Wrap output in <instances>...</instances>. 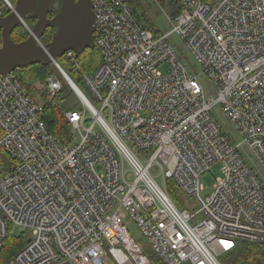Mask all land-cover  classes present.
Returning a JSON list of instances; mask_svg holds the SVG:
<instances>
[{"label":"built area","instance_id":"1","mask_svg":"<svg viewBox=\"0 0 264 264\" xmlns=\"http://www.w3.org/2000/svg\"><path fill=\"white\" fill-rule=\"evenodd\" d=\"M173 2L171 30L154 36L127 0H91L100 63L81 75L83 107L65 112L76 137L68 144L47 129L45 98L20 69L0 74V149L13 161L0 172V249L8 235L28 234L7 264H154L126 219L161 264H221L239 240L264 254V184L251 166L264 171V0ZM61 58L77 67L73 51ZM43 87L50 100L62 84L52 74ZM214 163L220 174L202 196ZM159 175L198 209L178 206Z\"/></svg>","mask_w":264,"mask_h":264},{"label":"trees","instance_id":"2","mask_svg":"<svg viewBox=\"0 0 264 264\" xmlns=\"http://www.w3.org/2000/svg\"><path fill=\"white\" fill-rule=\"evenodd\" d=\"M11 3H15L16 0H9ZM130 6L132 7L135 16L143 24L144 27L149 29L154 36L163 34L160 30L155 28L153 22L146 16L143 11V6L141 5L140 0H127ZM157 3L161 5H166V9L169 14L174 16L177 12L173 0H156ZM0 11L1 16H4L10 12V9L7 7L4 0H0ZM54 14V11L48 13V17ZM34 20L27 19L26 23L32 26ZM55 32V28H47L40 38L41 42L44 44L48 43ZM28 31L23 24L17 25L11 32V38L15 41H21L28 37ZM1 44V39H0ZM76 56V65L71 64L64 58L58 59L60 65L66 71L68 76L72 81L80 88V90L88 96L85 85L83 84L81 75L91 74L100 63V56L94 44L93 48H87L79 52ZM56 75L61 84V90L58 97L48 100L47 93H42V96L45 98V106L43 111V120L46 124L47 129L51 132L60 143L68 144L72 141L73 135L71 132V126L68 119L65 116V112L70 109L80 108V107H70L66 106V98L71 95L81 103V100L75 94L72 87L69 85L67 80L61 75L59 70L54 64L42 65V64H33L22 68L20 70L19 79L28 91L35 90L36 82L45 84L46 78L49 75ZM63 102H65L63 104ZM82 104V103H81ZM0 158L7 161V165L4 163L0 167L1 173H6L11 170L13 161L9 158L7 153L0 149ZM168 180V179H167ZM166 180V181H167ZM172 180V179H171ZM173 181V180H172ZM167 193L174 200L173 195L167 188ZM178 206H181L177 200H174ZM28 240V234L25 232L19 234H10L6 237L3 247L0 249V264H7L8 261L15 255V253L20 250ZM150 256L154 264H159V260L149 251H146ZM221 264H264V254L262 253L261 246L259 244L241 241L237 242V245L229 252L223 255L221 258ZM161 264V263H160Z\"/></svg>","mask_w":264,"mask_h":264},{"label":"water","instance_id":"3","mask_svg":"<svg viewBox=\"0 0 264 264\" xmlns=\"http://www.w3.org/2000/svg\"><path fill=\"white\" fill-rule=\"evenodd\" d=\"M54 11L50 17L48 13ZM27 19L34 20L28 37L15 42L11 32ZM55 28L50 41L39 43L47 28ZM95 19L91 0H16L10 12L0 16V74L33 64H55L66 51L75 55L94 47ZM58 70L76 95L87 101L80 88L66 72Z\"/></svg>","mask_w":264,"mask_h":264},{"label":"rangeland","instance_id":"4","mask_svg":"<svg viewBox=\"0 0 264 264\" xmlns=\"http://www.w3.org/2000/svg\"><path fill=\"white\" fill-rule=\"evenodd\" d=\"M140 1H141V5L143 6L144 13L153 22L155 28L160 30L162 33L169 32L171 30V24H170L168 17L170 18L172 15H170L168 10L166 9L167 8L166 5H161V4L157 3L156 0H140ZM169 40L175 45V48L177 49V51L186 55L187 66L192 68V69H195L196 68L195 62H194L193 58H191L189 55H187V51L184 48L183 41H181V39L176 34H172L169 37ZM200 80H201V83H202V86H203L205 93L207 95H214V86H213L212 82L205 77H201ZM35 85H36L35 90L32 89L31 92L35 93V95L38 99H40V100L44 99V97L42 96V93H45L44 92L45 90H44L42 83L36 82ZM47 99H48V97H47ZM64 103L65 102H63V104ZM67 105H69L70 107H80V108L83 107V105L78 100H75V98L72 97L71 95H69L66 98V106ZM214 113H215L216 120L219 123V125L221 126V128L223 130H225L229 135H231V137H235V132L233 130V127L231 126L229 120L227 119L225 114L221 111V109L216 108ZM75 140H76V137H73V141H75ZM241 152L244 153V151H241ZM4 163L7 165V161L5 160V158L4 159L0 158V167H2L4 165ZM251 166L253 167L254 170L257 171L259 178L261 179L262 183L264 184V171L261 169L259 170L258 167L255 165H251ZM151 172L153 174L159 173V170H158L156 165H152ZM219 174H220V163L212 164L209 167L208 171H206L204 174H202L201 181L203 182L204 186H206L205 189L201 192L202 196H205V194H207L208 192L211 191L212 184L214 183L215 178ZM156 179H157V182L159 185L164 186V184H165L167 186V188L169 189V191L173 195L174 200H177V202H179V204L181 206H183V207L187 206V208L189 209L190 212H195L198 209L199 206L197 205L196 200L194 198L187 197V196L183 195L181 192H179V189L175 186V183L171 179H168L165 182L163 180L162 175H159ZM202 218H203V215L201 213H199L194 218L193 223L199 222ZM126 223H127L128 229H129L130 233L132 234V236L142 245V247L146 251H149V247L147 246L145 239L143 238V236L139 232L136 225L130 219H126ZM16 231L17 230H15L14 232H16Z\"/></svg>","mask_w":264,"mask_h":264},{"label":"bare ground","instance_id":"5","mask_svg":"<svg viewBox=\"0 0 264 264\" xmlns=\"http://www.w3.org/2000/svg\"><path fill=\"white\" fill-rule=\"evenodd\" d=\"M13 4V3H12ZM30 26V25H29ZM41 41V40H40ZM43 43V42H42ZM61 58V57H60ZM59 59V58H58ZM60 64V63H59ZM57 68V67H56ZM61 68H62V66H61ZM63 69V68H62ZM21 70V69H20Z\"/></svg>","mask_w":264,"mask_h":264},{"label":"snow or ice","instance_id":"6","mask_svg":"<svg viewBox=\"0 0 264 264\" xmlns=\"http://www.w3.org/2000/svg\"><path fill=\"white\" fill-rule=\"evenodd\" d=\"M222 243H223V242H222ZM225 246H226V247H228V245H227V244H226Z\"/></svg>","mask_w":264,"mask_h":264}]
</instances>
